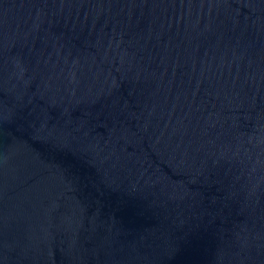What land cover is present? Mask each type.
I'll list each match as a JSON object with an SVG mask.
<instances>
[{"label":"water","instance_id":"water-1","mask_svg":"<svg viewBox=\"0 0 264 264\" xmlns=\"http://www.w3.org/2000/svg\"><path fill=\"white\" fill-rule=\"evenodd\" d=\"M0 264H264V0H0Z\"/></svg>","mask_w":264,"mask_h":264}]
</instances>
